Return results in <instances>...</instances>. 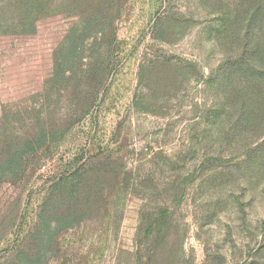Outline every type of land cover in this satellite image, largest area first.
<instances>
[{"label": "rangeland", "instance_id": "1", "mask_svg": "<svg viewBox=\"0 0 264 264\" xmlns=\"http://www.w3.org/2000/svg\"><path fill=\"white\" fill-rule=\"evenodd\" d=\"M0 264H264V0H0Z\"/></svg>", "mask_w": 264, "mask_h": 264}, {"label": "trees", "instance_id": "2", "mask_svg": "<svg viewBox=\"0 0 264 264\" xmlns=\"http://www.w3.org/2000/svg\"><path fill=\"white\" fill-rule=\"evenodd\" d=\"M236 29L228 26L227 28H222V30L219 32V34L225 35L226 38H228L230 41L232 40V33L235 31ZM253 52L250 53L251 57L257 59L259 57V51L258 50H252ZM109 52V51H108ZM235 66V71L237 74L245 76L246 74H250V68L248 66V64L246 63L245 59L242 60V57L239 59V61H235V63H233Z\"/></svg>", "mask_w": 264, "mask_h": 264}]
</instances>
